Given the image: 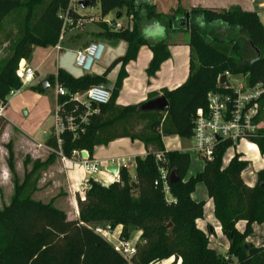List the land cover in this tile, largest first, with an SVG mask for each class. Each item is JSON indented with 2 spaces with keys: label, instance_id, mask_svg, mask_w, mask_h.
<instances>
[{
  "label": "trees",
  "instance_id": "16d2710c",
  "mask_svg": "<svg viewBox=\"0 0 264 264\" xmlns=\"http://www.w3.org/2000/svg\"><path fill=\"white\" fill-rule=\"evenodd\" d=\"M73 1L49 0L40 26L33 31L35 10L46 0H0V28L9 14L25 11L23 35L9 49L8 56L0 61V107L7 104L10 92L18 91L22 86L15 75L19 62L28 61L33 48L47 49L58 45L65 32L59 16L66 14L73 22L83 20L76 14ZM82 1L87 3V8L97 7L101 18L114 12L115 18L120 19L121 12H125L128 20L125 28L109 31L102 25L100 29L104 31L103 40L122 41L126 51L100 75L74 77L58 69L47 79L48 87L56 85L64 90V95H56V115L72 118L74 129L63 130L57 137L59 144L52 136L46 145L54 152L59 150L68 160L72 158V152L84 151L88 161L92 160L94 147L119 138L139 141L146 148L151 146L152 150L134 159L133 177L120 166L117 181L108 186L88 178L84 194L76 199L78 217L68 220L64 212L54 207V199L48 203L32 199L40 173L54 164L56 155L52 153L44 161L31 162L26 158L23 166L28 162L31 166L20 181L15 176L12 145L6 144L5 163L12 176V194L8 204L0 207V264H125L109 242L97 234L94 226L100 223L107 224L103 229L109 231L120 227L119 238L123 240H131L133 234L138 233L132 264H154L171 256L180 257L181 264H232V259L234 264H264V246L246 243L252 235V225L264 224V169L255 174L254 186L248 187L241 179L248 163L235 153L222 167L223 156L231 144L220 141L213 158L204 161L199 172L186 178L189 155L165 151L161 143L162 138L171 136L190 140L194 119L206 113L207 96L220 91L217 81L225 73L243 77L249 86L260 84L264 88V27L257 14L239 8L220 11L192 8L186 11L178 7L163 16L156 13L153 5L142 0ZM76 5L81 10L78 1ZM186 15L188 24L179 29L174 21ZM150 21H161L167 32L183 30L189 34L188 77L181 86L161 92L160 96L168 105L163 113L139 112V105L115 106L122 82L127 77L125 67L136 59L140 47L146 46L151 52L144 72L148 79L155 77L169 59L168 44L148 43L140 35L142 23ZM213 23L245 33L254 57L244 59L243 47L237 39L209 36L207 26ZM116 68L118 72L107 105L97 106L75 99L92 86L105 85L108 74ZM36 89L41 91L39 86ZM259 103L260 106L264 104V96ZM136 115L148 116L143 133L111 132L115 124ZM5 126L6 121L0 115V137ZM250 142L264 156V130L258 131ZM161 170L167 175L174 171L178 178L177 182L167 184L169 202L160 181ZM198 184L204 186L207 200L213 205V217L228 243L227 259L208 246L209 237L214 234L211 226L207 225L206 232L196 227L195 222L203 218L205 205V201L195 202L191 198ZM238 222L245 223L243 232L236 230ZM129 228L134 231L128 233Z\"/></svg>",
  "mask_w": 264,
  "mask_h": 264
},
{
  "label": "crops",
  "instance_id": "0c3cea01",
  "mask_svg": "<svg viewBox=\"0 0 264 264\" xmlns=\"http://www.w3.org/2000/svg\"><path fill=\"white\" fill-rule=\"evenodd\" d=\"M142 1L144 2L147 1L148 3L153 5L155 7L156 13L163 15V16L170 14L172 10L178 7L186 11L192 8L211 9V10H217V11L239 8L242 11L255 12L261 24L264 27V24L262 21L263 19L261 18L262 16L264 17V0H142ZM110 14L113 15L114 12ZM178 19L180 18L178 17L174 22L179 27V29H181L182 27H184V25L181 26L182 22L178 21ZM123 20H124V25L122 26H127L128 25L127 18L124 17ZM121 21L122 20H118V21L116 20V22H121ZM197 22L199 21L197 20ZM89 27L92 28L93 26H89ZM164 27H165V24H163L161 21H150V22L142 23L141 28H140V35L142 36V38L145 39L148 43L165 42L166 44H168L169 59L166 60L161 65L160 70L156 73L155 77L148 79L145 76L144 72L151 59V52L149 48L146 46L140 47L137 52L136 59L133 62L128 63L125 67V72L127 74V77L122 82L121 90L115 102L116 107L122 108V107H127V106L140 105L146 101H150V100L160 97L161 92L163 90L171 91L181 86L187 80L188 60H189V48H188L189 34L188 32L183 31V30L167 32L164 30ZM90 28H88L89 30L84 31L83 33L89 32L90 34H93L96 32L95 30L90 29ZM207 31H208L209 36L218 37L221 39H226V38H233L237 40L244 39L248 48H250V45L247 42L245 33H243L242 31L236 28H229V27L220 25L218 23H213L207 26ZM83 33H80L77 31L75 32L68 31L65 34H62L58 45L52 49L56 50L57 55L59 56L60 52L62 51V47H61L62 42H64L65 46L68 49V52L75 56V53L78 50L82 49V47H84L83 42L85 40L84 39L85 35H82ZM102 42L104 44H108L107 47L112 49L113 47L118 46L120 41L104 40ZM37 49H40V51H36V48H33L31 57L29 58L28 61H24V60L21 61L22 64L29 65L34 70L33 81L28 85H31L33 82H35L38 79L37 77L38 69L41 68L42 65L45 63V59H42L38 64H36V66L33 65L35 61V55L38 54L39 52L47 51L46 49H41V48H37ZM250 50L253 52L251 48ZM242 53H243V49H242ZM105 54L107 55V53ZM57 55H56V59L58 57ZM253 57H254V52H253ZM58 69H62L65 72L70 74V72L66 70L65 68H57L54 72V75ZM116 69L118 72V68ZM94 75H100V74H94ZM42 79L43 81H47V78L45 77H43ZM110 79L112 82H110ZM115 79H116V76L115 77L107 76L106 78L107 83L105 84V86L111 89L115 82ZM38 82L40 83L41 80H38ZM15 92L17 93L16 95H12L13 97L14 96L17 97L21 94L19 90ZM78 96L79 95H76L75 98L78 99ZM15 97L14 99H16ZM31 97L35 101L40 99V95L36 93L31 94ZM17 101L18 102H14L13 105H11L15 111L19 112L20 109L22 110L23 108L27 107V104L23 103L21 99L19 100V97L17 98ZM10 103H11V99L7 97V104L3 107V111H2V117L6 121V126L0 137V185H4L6 183L7 176H9L6 163H5L6 150L4 149V146L6 144L11 143L12 145V150L14 154V163H15V159L18 157V152H20V154H22L23 156L22 163L24 162L26 158H30L31 162L35 160H40V161L46 160L47 157L42 160L39 159L40 157H38V154H39L38 148L39 150L53 152L46 145L47 139L43 143L37 142L33 134L30 131H28L26 128L24 127L19 128L18 126H15L10 121H8L5 111L6 109L9 108ZM25 113L26 112H24V114ZM171 137H175V136H171ZM167 138H170V137L162 138L161 143L165 151H171V150L165 149L164 147L165 139ZM240 144L243 145L242 146L243 148L239 149L238 151H236V148H232L233 151L229 155L227 160L225 161L222 160V167H225L228 164L229 160L234 156L235 153L240 154L241 159L246 161L247 163H249V160L251 161L252 159L253 161H255L259 157L264 159V156H261L255 147L250 146L245 142H240L237 146H239ZM151 150H152L151 146H148L146 148L139 141H136V140L131 141L128 138H119V139L109 142L107 145H100V146L94 147L91 161H94L97 163H109V160L111 159H123L125 161L124 167L127 169L129 175L133 177L134 169H135L134 159L136 157L145 156L147 152ZM186 151H190L195 155V153L191 150V145L189 149L178 150V152H181V153H186ZM247 153L252 154V158L250 159L247 158V156H245ZM57 158H58L59 164H58V161L56 160L54 164H52V166H49V167H54L55 169L48 171L46 173V177L48 175L49 178H51L52 180L49 179L48 181H46V183L49 185L50 180L53 183H56L55 179L60 178L63 188L65 192H67L66 199L68 202V208L66 210V209L59 207L56 199L53 201V205L58 210H61L62 212H64L68 220H76L78 217L76 199L84 194V192L82 193V188L84 190V186H85L84 183L87 181V179L92 178L96 182H98V180H105L108 182H105V184H102V185L108 186L109 184L117 181L118 175L116 177H113L112 174L101 171L99 175L89 176L84 173L82 164L77 159L75 158L71 159L69 164H65L60 160L58 156ZM55 164H57V166H55ZM17 165L18 164L16 162L15 163L16 174L19 170V166L16 169ZM28 166H31V165L29 164ZM109 167H116V166L108 165L106 169ZM29 169H27V171H29ZM189 169H190V166H189ZM189 169L186 174V178H189L193 176L195 173H197V172L190 173ZM201 169H202V166L200 169L196 171H200ZM262 169H264V166L257 168L256 172L253 174L245 175V171L247 170V167H246V169L241 173V179L244 182V184L247 185L248 187L254 186L255 181H256L255 174ZM47 170L48 169L43 171V173L46 172ZM62 172L64 176L56 175V174H61ZM24 173H25V170L22 174V177L21 178L18 177L20 181L23 180ZM43 182H45L44 179L42 180H40V178L38 179L36 183L37 190L41 189L44 186ZM76 184H78L77 187H75ZM202 186H203L202 184L196 185L195 190L191 195L192 200L195 202L205 201V205L203 208V218L201 220H197L195 224H196V227L202 232H206L207 225L211 226L214 236H211V238H209L208 246L210 249L216 250L214 248H211L212 237H216L217 240L223 239L224 237L222 236L220 232V226L218 225V223L215 221L213 217L212 202L210 200H207L206 190L204 192V190L202 189ZM33 197L34 196H32V199L35 200ZM52 199H54V196L47 200H40L36 198L35 201H39L42 203H48ZM207 208L209 210L207 211V214H206ZM244 228H245L244 222H238L236 224V230L238 232H243ZM258 231H260L261 236H257ZM113 232L116 236L119 235L120 227H117ZM137 237H138V233L132 238V240H136ZM248 240H250V244L252 243L254 247L264 246V224L252 225V235L248 237ZM224 248L227 250L228 243H227V247H224Z\"/></svg>",
  "mask_w": 264,
  "mask_h": 264
},
{
  "label": "rangeland",
  "instance_id": "374dc122",
  "mask_svg": "<svg viewBox=\"0 0 264 264\" xmlns=\"http://www.w3.org/2000/svg\"><path fill=\"white\" fill-rule=\"evenodd\" d=\"M76 1V2H75ZM73 1L74 9L77 15H80L82 17V25L79 28L75 27H70L69 25L65 27V33L68 31H77L80 33H83L84 31L89 30V26H93L90 29L95 30L96 32L93 34H90L89 32H85L82 35H85L84 37V42L83 46L85 47L87 44L91 42H102L104 41L102 39L104 33L103 30L100 29L102 28V25L106 27V30L108 29L109 31H116L119 27L125 28L126 26L124 25V20L123 18L125 17V12H121V18H115V15L110 14L109 16L107 15L104 18H101L99 15V11L97 7H92V8H87L85 10H80L77 9L75 6H77V1ZM49 0H46L45 4L35 10L34 13V19L32 23L33 31L40 26L41 24V18L43 16V13L48 5ZM25 17V11L24 10H17L9 14L4 21L2 22L1 28H0V61L5 59L8 54H9V49H11L14 45V43L22 37L24 29H23V21ZM263 20L264 24V17H261ZM116 20H122L121 22H116ZM101 23V24H100ZM120 23V24H119ZM103 31V32H102ZM100 35V36H98ZM240 44L243 47V57L244 59H250L253 57V52L248 48L247 44L245 43L244 39H240ZM103 43V42H102ZM104 52L107 53V55L104 53L103 56L98 60L95 61L91 67V69L85 73L80 71L78 68L74 66V55L68 52L67 47L65 46L64 42H62V51L60 52V55H57L56 50H53L52 48H47L45 52H39L38 54L35 55V61H34V66L38 64L42 59H45V63L42 65L41 68L38 69V79L33 82L31 85H22L21 88L19 89V92L21 93L19 96L15 97L14 99L13 96H8L9 99H11V103L9 104V108L6 109L5 114L7 115L8 121H10L12 124L15 126H18L19 128L24 127L28 131H30L33 136L36 138L37 142L43 143L46 139L49 137L54 136L55 133V127H54V119H55V113H56V85H52L48 87L45 91H37V87H40V83L43 82V77L49 78L54 76V72L57 68H65L72 74L73 76H81V75H94V74H101L102 71H104L112 62L117 57L123 56L126 47L125 43L120 41L118 46L113 47L112 49L108 48V44H104ZM82 47V48H84ZM36 51H40V49L36 48ZM56 55L58 56L56 59ZM36 62V63H35ZM110 62V63H108ZM108 63V64H107ZM107 64V65H106ZM23 64L21 61L19 62L18 66H22ZM117 73V69H113L109 74L108 77H115ZM38 80H41L39 83ZM45 80V79H44ZM110 82L111 79H110ZM243 82V77L241 76H230L228 79V83L233 85L235 83H242ZM107 83V81H106ZM17 92L14 91L13 95H16ZM36 93L40 95V99L35 101L32 99L31 94ZM13 97V98H12ZM19 97V100L21 99L23 103L27 104L26 108H23L22 110L20 109L19 112L15 111L14 108L11 106L13 105L14 102H18L17 98ZM14 99V100H13ZM78 101L84 103L85 97L84 95H79L78 96ZM13 101V102H12ZM261 109V121L264 124V104L260 106ZM24 112H26L24 114ZM147 113L146 115H148ZM148 123V116L144 115H136L132 119L127 120L125 122H121L118 124H115L114 127L112 128L111 132L114 134H122L124 132L133 134V135H138L140 133H143L146 130V126ZM47 141V140H46ZM191 145L190 140H181L177 137H170L165 139V144L164 147L167 150L175 151V150H181V149H189ZM243 145L240 144L239 146L236 147V151L239 149H242ZM50 149V148H49ZM52 150V149H51ZM38 157L39 159H45L48 157L50 154L54 153L56 155V152H48L44 150H39L38 148ZM232 149H227L224 156H223V161L227 160L229 155L232 153ZM186 153L189 155L190 158V173L191 172H199L196 171L201 168L203 165V162L192 152L186 151ZM53 155V154H52ZM245 156L247 158H252V154L247 153ZM30 160V158H28ZM47 159V158H46ZM58 161L57 156H55V161ZM23 156L18 152V157L15 159V163L17 162L16 169L19 166V170L15 176L17 179L22 177V174L27 169H29L30 166L29 162L25 167H23ZM59 164V161H58ZM52 166V165H51ZM57 166V164H55ZM264 166V159L259 157L257 160L251 161L249 160L247 170L245 171V175L248 174H253L256 172L257 168ZM24 168V169H23ZM48 170L46 172H42L39 175L40 180L44 179L45 182L44 186L37 190L35 193H33L32 196L36 200V198L40 200H47L50 199L51 197L54 196V200H57L58 206L66 209L68 208V202H67V192H65L62 182L60 178H56L55 182L53 183L51 178L47 175L46 173L48 171L54 170V167H48ZM60 173V172H59ZM59 176H64L63 172L61 174H56ZM19 177V178H18ZM52 177V176H51ZM51 179L49 182L50 184L48 185L46 181ZM52 182V183H51ZM12 176L9 174L7 176L6 183L4 185H0V206L5 205L8 203L9 198L11 197L12 194ZM39 186V185H38ZM202 189L205 192V188L202 186ZM198 197V195H197ZM166 200L169 202L170 198L169 196L166 195ZM209 209H206V214ZM72 217V216H70ZM107 224L105 223H100L96 224L94 227L97 229H103L106 227ZM115 230V229H114ZM257 236H261L260 231H258ZM136 234H133V237ZM214 236V235H212ZM132 237V238H133ZM131 238V239H132ZM211 238V236L209 237ZM249 242V243H248ZM246 243L250 244V240L248 238L246 239ZM252 245V243H251ZM227 247V241L225 238L217 240L216 237H212L211 239V248H214L221 257H224L225 259L228 258L227 256V250L224 248ZM231 263L234 264L235 260L232 259Z\"/></svg>",
  "mask_w": 264,
  "mask_h": 264
},
{
  "label": "built area",
  "instance_id": "2783aa9c",
  "mask_svg": "<svg viewBox=\"0 0 264 264\" xmlns=\"http://www.w3.org/2000/svg\"><path fill=\"white\" fill-rule=\"evenodd\" d=\"M59 19L63 22V28L68 25L79 28L82 25V22H73L66 14L60 15ZM103 54V43L97 41L91 42L75 53L74 66L80 71L87 73L93 63L98 61ZM15 75L21 82V85H28L33 81L34 70L29 65L23 64L22 66H18ZM224 75L228 83L231 75L227 73ZM218 81L217 86L220 88V91L208 94L206 113L195 118L193 121L190 138L191 150L202 162L209 161L213 158L215 148L220 141L229 142L231 144L229 149L236 148L240 142H245L257 149L256 145L250 142V139L255 137L258 131L264 130L259 103L264 96V88L260 84L249 86L244 79L242 83H235L233 85L228 83V87L220 86ZM56 92V95L61 96L65 93L60 87H57ZM13 93L14 91L10 92L8 96H12ZM83 95L86 100L85 103L105 106L109 102L111 89L100 84L90 87ZM2 111L3 107H0L1 116ZM54 127V136L57 139L63 130L73 131L74 125L72 118L68 116L59 117L55 113ZM57 143H60L58 139ZM80 153L72 152L71 159L75 158L81 162L84 173L89 176L99 175L101 171L108 172L106 169L108 165L119 168L120 166H124L125 162L123 159H111L109 163H97L88 161L87 158L82 159ZM56 155L63 163H70L71 159L68 160L63 157L59 150L56 152ZM156 159L159 160V156H156ZM116 176L113 175V177ZM160 181L164 194L168 195V175L165 171H160ZM105 182L108 181L98 180V183L101 185L105 184ZM85 188L86 186H84V190ZM84 190L82 188V193ZM96 231L97 234L109 242L113 250L121 256L125 264H132L131 261L135 255V240L120 239L119 235L116 236L113 231L107 229H97ZM154 264H181V258L171 256L168 259Z\"/></svg>",
  "mask_w": 264,
  "mask_h": 264
},
{
  "label": "water",
  "instance_id": "95a60500",
  "mask_svg": "<svg viewBox=\"0 0 264 264\" xmlns=\"http://www.w3.org/2000/svg\"><path fill=\"white\" fill-rule=\"evenodd\" d=\"M87 6H88L87 3L83 2L82 0L78 1V7H80L82 10L86 9ZM178 21L182 22L181 26H183V25L187 26L188 16L186 15L184 18L178 19ZM218 83L220 86L228 87V83L226 81L225 75H222L219 78ZM47 88H48L47 81H43L40 84V90L45 91ZM167 108H168V105H167L166 100L162 96H160L158 98H155L153 100L146 101V102L140 104L138 106V111L139 112H162L163 113V112L167 111ZM80 156L82 159L87 158L86 152H81ZM107 171L112 175H115V176L118 175V168L117 167H109V168H107ZM177 181H178V178L176 177L175 172L171 171L170 174L168 175V183L173 184ZM133 231H134L133 228H129L128 233H131ZM245 249H247V245H245Z\"/></svg>",
  "mask_w": 264,
  "mask_h": 264
}]
</instances>
